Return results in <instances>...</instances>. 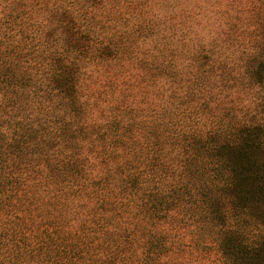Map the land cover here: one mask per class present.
<instances>
[{
  "label": "trees",
  "instance_id": "1",
  "mask_svg": "<svg viewBox=\"0 0 264 264\" xmlns=\"http://www.w3.org/2000/svg\"><path fill=\"white\" fill-rule=\"evenodd\" d=\"M44 1L0 25V264H264V0L186 71L119 0Z\"/></svg>",
  "mask_w": 264,
  "mask_h": 264
},
{
  "label": "rangeland",
  "instance_id": "2",
  "mask_svg": "<svg viewBox=\"0 0 264 264\" xmlns=\"http://www.w3.org/2000/svg\"><path fill=\"white\" fill-rule=\"evenodd\" d=\"M112 1L114 0H108L105 4L104 0L103 3L109 8H113L115 3L116 7L120 8L121 15L115 12L118 17L116 23L118 33L135 25L134 22L139 21L141 16L151 18L161 26L170 27L172 32H175L173 36L176 35L172 39L173 46H179L175 62L179 68L186 71L192 47L200 50L202 47L208 49L210 46L221 44L230 33L231 21L239 22L242 18L240 20L238 17L235 18L240 15L236 10L241 7L248 8L252 0H119L111 3ZM10 4L20 9L31 24L43 16L41 12L45 11L46 5L44 0H0V25L10 10ZM95 4L99 10L108 12L109 8H102V3L95 1ZM108 24L109 30L114 32V22L110 21ZM100 25L101 22H96L95 27L98 28ZM147 33L148 31L141 30L140 35H135L137 54L140 58L152 60L158 54L161 41ZM215 49L218 50V47Z\"/></svg>",
  "mask_w": 264,
  "mask_h": 264
}]
</instances>
